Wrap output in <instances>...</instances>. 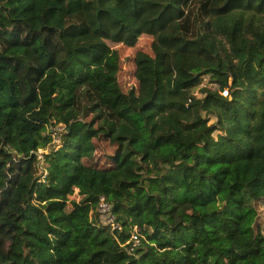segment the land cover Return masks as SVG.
I'll use <instances>...</instances> for the list:
<instances>
[{
	"label": "trees",
	"instance_id": "trees-1",
	"mask_svg": "<svg viewBox=\"0 0 264 264\" xmlns=\"http://www.w3.org/2000/svg\"><path fill=\"white\" fill-rule=\"evenodd\" d=\"M259 200L264 0H0V264H264Z\"/></svg>",
	"mask_w": 264,
	"mask_h": 264
},
{
	"label": "rangeland",
	"instance_id": "rangeland-1",
	"mask_svg": "<svg viewBox=\"0 0 264 264\" xmlns=\"http://www.w3.org/2000/svg\"><path fill=\"white\" fill-rule=\"evenodd\" d=\"M63 41L69 47H76L82 44H89L92 42L100 41L92 36H82L78 38H69L63 36ZM153 38L148 35H142L136 45L134 47H129L124 44H116L113 42H108V44L117 49L121 56V68L119 72V82L121 85L122 90L128 94H136V90L138 88V81L136 80L134 70H135V56L137 52H146L152 53L151 51V44ZM213 87V86H211ZM214 88V87H213ZM214 121V119H211ZM99 150L96 153L95 160H99L100 164H105L109 159L105 156V154H112L113 147L105 141L101 139L98 141ZM257 208V219L255 222V227L262 229L264 232V201L259 200L256 203Z\"/></svg>",
	"mask_w": 264,
	"mask_h": 264
},
{
	"label": "built area",
	"instance_id": "built-area-1",
	"mask_svg": "<svg viewBox=\"0 0 264 264\" xmlns=\"http://www.w3.org/2000/svg\"><path fill=\"white\" fill-rule=\"evenodd\" d=\"M207 83V78L204 79L203 84ZM210 86L215 87V84H210ZM222 94L227 96L228 90H223ZM64 129L62 125L56 126L55 128L51 129V135L53 137V142L56 144L60 143V132ZM40 157L42 150L39 151ZM97 211L100 214V218L102 219L103 223L109 225L112 230L121 231L123 226L119 221H117L115 215L112 211V205L107 201V199L102 196L100 197L99 204L97 207ZM141 235L139 234L137 228L135 227L134 230L130 234L129 241L127 242L129 251L134 252L135 249L140 245Z\"/></svg>",
	"mask_w": 264,
	"mask_h": 264
}]
</instances>
